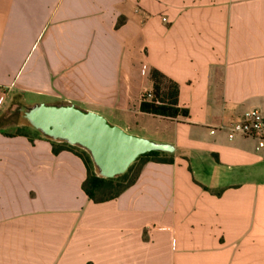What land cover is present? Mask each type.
Instances as JSON below:
<instances>
[{
	"label": "crops",
	"instance_id": "1",
	"mask_svg": "<svg viewBox=\"0 0 264 264\" xmlns=\"http://www.w3.org/2000/svg\"><path fill=\"white\" fill-rule=\"evenodd\" d=\"M152 69L188 117L140 111ZM37 104L98 114L173 161L94 203L78 156L1 126ZM252 109L264 0H0V264H264V148L228 137Z\"/></svg>",
	"mask_w": 264,
	"mask_h": 264
},
{
	"label": "water",
	"instance_id": "2",
	"mask_svg": "<svg viewBox=\"0 0 264 264\" xmlns=\"http://www.w3.org/2000/svg\"><path fill=\"white\" fill-rule=\"evenodd\" d=\"M24 116L44 137L87 151L97 173L104 178L123 174L146 153L173 152L169 144L127 134L104 117L73 105L37 104L27 108Z\"/></svg>",
	"mask_w": 264,
	"mask_h": 264
},
{
	"label": "trees",
	"instance_id": "3",
	"mask_svg": "<svg viewBox=\"0 0 264 264\" xmlns=\"http://www.w3.org/2000/svg\"><path fill=\"white\" fill-rule=\"evenodd\" d=\"M120 23L121 21H118L117 24ZM149 80L152 83L151 93L153 98L151 101H148L144 96L142 97L139 107L142 113L168 120H175L179 117H188V110L178 106L179 89L175 82L171 81L169 78L155 69H152L149 72ZM9 135L29 137L19 128L15 129L13 132H10ZM42 137L44 136L42 135ZM44 138L51 141L52 150L54 153H58L60 151H70L82 160L87 173L81 188L82 191L94 203L105 202L119 196L125 189L135 182L142 166L145 163L154 162L166 164L173 161L171 154L166 156L165 154L167 153L165 152H150L135 159L123 174L114 178H104L100 175H97L93 170L92 166L94 164L87 151L81 148L82 150L80 153L75 149L77 146H72L61 141H55L47 137ZM136 161L139 162L134 171H132L131 166Z\"/></svg>",
	"mask_w": 264,
	"mask_h": 264
},
{
	"label": "built area",
	"instance_id": "4",
	"mask_svg": "<svg viewBox=\"0 0 264 264\" xmlns=\"http://www.w3.org/2000/svg\"><path fill=\"white\" fill-rule=\"evenodd\" d=\"M143 96L148 101L153 98L151 92H146ZM236 135L255 140L257 150L264 148V109L248 110L233 120L228 126V137L232 138Z\"/></svg>",
	"mask_w": 264,
	"mask_h": 264
},
{
	"label": "rangeland",
	"instance_id": "5",
	"mask_svg": "<svg viewBox=\"0 0 264 264\" xmlns=\"http://www.w3.org/2000/svg\"><path fill=\"white\" fill-rule=\"evenodd\" d=\"M27 109V108H26ZM26 109L20 108V107H11L7 110H5L2 113V121H1V126L4 129L9 130L10 132H13L15 129L19 128L20 130H22L23 133L27 134L30 137H35V136H42V134L35 130L30 124L29 122L26 120L24 113L26 111ZM23 123H25V127L23 128L22 125ZM141 138V137H139ZM57 143V142H56ZM75 149L81 153V148L79 147H75ZM168 154L171 153H167L165 154L166 156ZM139 161H136L131 167L132 171H134V169L136 168L137 164ZM93 170L97 173V170L95 168V166H92ZM131 171V172H132Z\"/></svg>",
	"mask_w": 264,
	"mask_h": 264
}]
</instances>
